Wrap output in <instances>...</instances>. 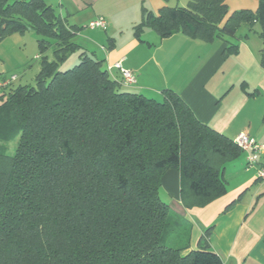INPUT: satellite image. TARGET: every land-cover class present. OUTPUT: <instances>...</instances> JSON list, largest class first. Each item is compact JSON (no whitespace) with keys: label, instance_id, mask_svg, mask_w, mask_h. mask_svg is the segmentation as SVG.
Masks as SVG:
<instances>
[{"label":"trees","instance_id":"16d2710c","mask_svg":"<svg viewBox=\"0 0 264 264\" xmlns=\"http://www.w3.org/2000/svg\"><path fill=\"white\" fill-rule=\"evenodd\" d=\"M256 1L255 12L228 15L226 0H188L155 16L142 0L131 30L140 42L145 28L159 39H222L234 54L237 31L258 26L264 69V0ZM79 30L43 0H0V41L32 31L40 61L34 86L0 89V143L18 137L13 154L0 144V264H223L203 240L183 254L190 225L158 196L174 169L186 209L222 197L223 168L240 149L173 91L160 102L126 91L76 44ZM74 53L78 63L61 69ZM171 219L184 223V237Z\"/></svg>","mask_w":264,"mask_h":264},{"label":"crops","instance_id":"0c3cea01","mask_svg":"<svg viewBox=\"0 0 264 264\" xmlns=\"http://www.w3.org/2000/svg\"><path fill=\"white\" fill-rule=\"evenodd\" d=\"M43 1L68 25L80 28L76 44L102 60L105 70L111 68L116 80L120 76L115 64L134 73L136 85L124 89L153 100L162 99L161 93L169 89L194 118L213 131L232 141L246 133L264 145V69L259 64L263 43L258 26L253 31L241 27L232 40L238 49L229 54L222 39L203 43L181 34L159 39L147 28L140 36L142 42L134 36L131 29L142 19V4L156 16L162 7H186L188 0H143L142 4V0ZM225 3L228 15L255 12L258 6L256 0ZM126 4H132V15L122 24L113 15L125 14ZM99 16L107 21L105 31L86 28ZM244 167L242 154L225 164L226 194L202 208L190 209L180 201L179 172L165 171L160 188L164 203L190 225L189 247L183 254L203 240L223 264H264V181L256 180L255 171Z\"/></svg>","mask_w":264,"mask_h":264},{"label":"rangeland","instance_id":"374dc122","mask_svg":"<svg viewBox=\"0 0 264 264\" xmlns=\"http://www.w3.org/2000/svg\"><path fill=\"white\" fill-rule=\"evenodd\" d=\"M13 1V0H10ZM127 7L125 9V14H115L113 18L117 21H120L122 24H126L130 16L132 15V4H126ZM125 7V6H124ZM123 7V8H124ZM0 52L2 56H0V77L5 79H9L11 76H16L17 80L13 82L11 87L16 86H34L36 76L40 70V61L38 60L39 49L36 43V35L33 34L32 31H27L24 34H12L11 36L6 37L5 39L0 41ZM48 59L52 60L51 51L47 52ZM78 53L72 54L68 57L67 62L60 66L61 69H65L66 65H69V60L74 61L69 66L73 67L78 63ZM126 91L132 93V90L125 89ZM0 90V96H1ZM162 99H158L156 101L160 102ZM18 137L14 140L7 143H0L2 147L5 149L4 152L8 154H13V150H15L17 144ZM161 201L164 202V197L162 192L160 191L159 196ZM181 219V218H180ZM178 219H171L172 226L177 230H180L178 235L184 237L185 232L181 231L184 226L183 222H177ZM173 239V234L171 235ZM177 236V234H176ZM175 236V237H176Z\"/></svg>","mask_w":264,"mask_h":264},{"label":"built area","instance_id":"2783aa9c","mask_svg":"<svg viewBox=\"0 0 264 264\" xmlns=\"http://www.w3.org/2000/svg\"><path fill=\"white\" fill-rule=\"evenodd\" d=\"M86 28L92 30L105 31L107 29V21L105 18L99 16L91 20ZM119 72V84L122 88H130L136 85V76L129 69H123L120 64H115ZM111 68H108L107 71L111 76ZM114 78L113 76H111ZM115 79V78H114ZM17 80L16 76H11L9 79L0 78V89H5L7 86H10L13 82ZM234 143L240 149L242 155L245 158V169L254 170L256 180L264 181V145L255 142V139L248 136L246 133L239 134L235 139Z\"/></svg>","mask_w":264,"mask_h":264}]
</instances>
